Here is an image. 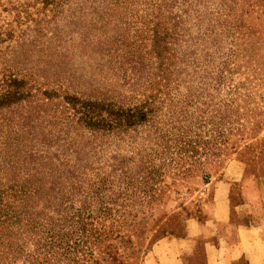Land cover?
<instances>
[{
	"label": "trees",
	"instance_id": "1",
	"mask_svg": "<svg viewBox=\"0 0 264 264\" xmlns=\"http://www.w3.org/2000/svg\"><path fill=\"white\" fill-rule=\"evenodd\" d=\"M1 1L16 5L0 9V264H79L137 224L156 161L186 146L177 83L237 98L252 66L242 86H264V0Z\"/></svg>",
	"mask_w": 264,
	"mask_h": 264
},
{
	"label": "rangeland",
	"instance_id": "2",
	"mask_svg": "<svg viewBox=\"0 0 264 264\" xmlns=\"http://www.w3.org/2000/svg\"><path fill=\"white\" fill-rule=\"evenodd\" d=\"M9 5L16 4H0V9ZM5 19L8 21L10 17L1 13L0 24ZM259 54H264V47ZM250 68L253 67H240L232 76L237 81L234 82L237 98L231 97V89L218 86L216 81L173 86L169 106L173 127L175 136L185 141L186 146L172 151L175 166L156 161L160 167L157 185L162 188L158 200L144 205L133 227L118 229L120 239L93 241L78 247L90 253L79 264H139L158 240L184 237L187 220L203 222L205 205L219 181L230 183L231 207L244 198H256L257 194L264 197V86L253 91L251 86L247 87L248 83L242 86ZM86 71L90 73L88 68ZM85 81L91 84L87 76ZM246 89L252 92L247 94ZM254 92L262 93L263 97L258 99ZM243 94L248 96L244 98ZM162 108L161 113L166 114V104ZM237 168L242 169L240 183L233 181ZM114 251L118 255L113 260ZM186 260L187 264H201L199 250L186 256Z\"/></svg>",
	"mask_w": 264,
	"mask_h": 264
},
{
	"label": "crops",
	"instance_id": "3",
	"mask_svg": "<svg viewBox=\"0 0 264 264\" xmlns=\"http://www.w3.org/2000/svg\"><path fill=\"white\" fill-rule=\"evenodd\" d=\"M241 173L237 168L233 181L240 183ZM229 185L216 184L202 223L187 220L184 237L158 240L139 264H187L198 250L201 264H264V197L243 196L231 207Z\"/></svg>",
	"mask_w": 264,
	"mask_h": 264
}]
</instances>
